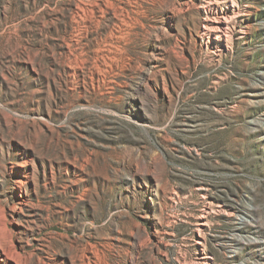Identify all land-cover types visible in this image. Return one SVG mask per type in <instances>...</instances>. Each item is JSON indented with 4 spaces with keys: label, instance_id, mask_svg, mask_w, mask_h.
Listing matches in <instances>:
<instances>
[{
    "label": "rangeland",
    "instance_id": "rangeland-1",
    "mask_svg": "<svg viewBox=\"0 0 264 264\" xmlns=\"http://www.w3.org/2000/svg\"><path fill=\"white\" fill-rule=\"evenodd\" d=\"M0 223L18 264H264V0H0Z\"/></svg>",
    "mask_w": 264,
    "mask_h": 264
},
{
    "label": "bare ground",
    "instance_id": "bare-ground-1",
    "mask_svg": "<svg viewBox=\"0 0 264 264\" xmlns=\"http://www.w3.org/2000/svg\"><path fill=\"white\" fill-rule=\"evenodd\" d=\"M220 30V28H219ZM222 33V32H221ZM18 171V170H17ZM22 172V171H21ZM16 190L22 189V183L19 181L16 185ZM24 201V200H23ZM1 225V223H0ZM1 227V226H0ZM4 227V226H3ZM1 233V232H0ZM3 236V235H1ZM1 238V237H0ZM16 258L14 257L13 253L11 250H6L1 246L0 243V264H18L17 261H15Z\"/></svg>",
    "mask_w": 264,
    "mask_h": 264
}]
</instances>
